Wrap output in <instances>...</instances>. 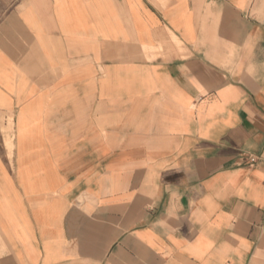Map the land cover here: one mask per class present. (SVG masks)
I'll list each match as a JSON object with an SVG mask.
<instances>
[{"label": "crops", "instance_id": "crops-1", "mask_svg": "<svg viewBox=\"0 0 264 264\" xmlns=\"http://www.w3.org/2000/svg\"><path fill=\"white\" fill-rule=\"evenodd\" d=\"M0 264H264V0H0Z\"/></svg>", "mask_w": 264, "mask_h": 264}, {"label": "built area", "instance_id": "built-area-1", "mask_svg": "<svg viewBox=\"0 0 264 264\" xmlns=\"http://www.w3.org/2000/svg\"><path fill=\"white\" fill-rule=\"evenodd\" d=\"M245 161H246V164L249 166V167H252L254 166L256 163H257V158L256 157H245Z\"/></svg>", "mask_w": 264, "mask_h": 264}]
</instances>
